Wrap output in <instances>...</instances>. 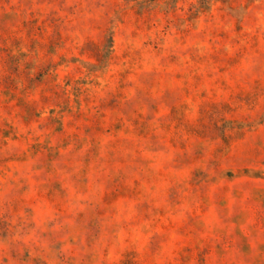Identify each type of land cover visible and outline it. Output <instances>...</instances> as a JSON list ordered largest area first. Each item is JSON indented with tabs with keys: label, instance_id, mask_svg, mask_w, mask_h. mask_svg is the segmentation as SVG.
I'll return each instance as SVG.
<instances>
[{
	"label": "rangeland",
	"instance_id": "374dc122",
	"mask_svg": "<svg viewBox=\"0 0 264 264\" xmlns=\"http://www.w3.org/2000/svg\"><path fill=\"white\" fill-rule=\"evenodd\" d=\"M0 264H264V0H0Z\"/></svg>",
	"mask_w": 264,
	"mask_h": 264
}]
</instances>
